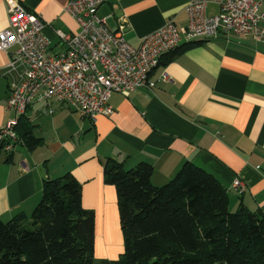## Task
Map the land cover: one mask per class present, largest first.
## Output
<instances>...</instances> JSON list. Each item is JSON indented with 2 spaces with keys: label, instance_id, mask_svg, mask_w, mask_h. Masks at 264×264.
Masks as SVG:
<instances>
[{
  "label": "crops",
  "instance_id": "obj_1",
  "mask_svg": "<svg viewBox=\"0 0 264 264\" xmlns=\"http://www.w3.org/2000/svg\"><path fill=\"white\" fill-rule=\"evenodd\" d=\"M68 1L0 0V32L9 26V10L20 3L40 16L51 42L48 53L59 55L66 45L56 30L74 34L79 29L65 12ZM190 1L109 0L98 16L139 47L170 20L186 26ZM219 11L216 4L207 8L209 16ZM10 53L0 51V128L14 117L7 100L20 75L9 69ZM164 72L169 81L161 78ZM150 78L156 82L152 90L141 88L129 97L113 94L111 117L92 121L57 102L29 107L22 122L40 143L31 149L22 139L13 152H0V218L29 219L41 201L44 181L70 173L82 187L83 207L95 214L96 240L109 241L104 228H117L119 238L117 191L105 177L109 159L125 169L151 164L155 186L166 185L191 162L225 187L231 211L244 206L264 212V42L252 35L220 34L182 44ZM236 178L245 183L243 194L232 186Z\"/></svg>",
  "mask_w": 264,
  "mask_h": 264
},
{
  "label": "trees",
  "instance_id": "obj_2",
  "mask_svg": "<svg viewBox=\"0 0 264 264\" xmlns=\"http://www.w3.org/2000/svg\"><path fill=\"white\" fill-rule=\"evenodd\" d=\"M23 117L18 135L34 149L40 140ZM153 172L147 162L130 169L113 159L106 164L124 240L117 260L97 263L95 214L67 173L44 181L29 219L0 218V264H264L262 210L232 213L225 187L191 162L164 186L152 183Z\"/></svg>",
  "mask_w": 264,
  "mask_h": 264
},
{
  "label": "built area",
  "instance_id": "obj_3",
  "mask_svg": "<svg viewBox=\"0 0 264 264\" xmlns=\"http://www.w3.org/2000/svg\"><path fill=\"white\" fill-rule=\"evenodd\" d=\"M108 1L67 2L65 12L76 20L79 29L74 34L56 30L66 45V51L59 55L48 53L51 42L43 32L40 16L20 3L9 10V26L0 32V51L10 53L16 47L10 53L13 61L9 69L20 75L9 91L7 108L14 117L0 128L1 151L11 153L24 143L17 128L28 108L37 102L68 105L92 121L99 116L111 117L112 95L129 97L141 88L152 90L156 87L150 78L153 70L182 44L220 34L252 35L257 42H264V0H191L186 7V26L178 27L170 20L146 35L139 47L98 16L100 7ZM210 4L219 6L218 14H207ZM161 78L170 80L167 72ZM232 186L239 194L245 192L240 178Z\"/></svg>",
  "mask_w": 264,
  "mask_h": 264
},
{
  "label": "rangeland",
  "instance_id": "obj_4",
  "mask_svg": "<svg viewBox=\"0 0 264 264\" xmlns=\"http://www.w3.org/2000/svg\"><path fill=\"white\" fill-rule=\"evenodd\" d=\"M6 153L7 152H3V155H7ZM231 212L235 213L233 211ZM109 229L110 228H104L102 230V233H104V236H106L109 241L105 240V242L102 243L97 240L95 241V258L97 263H101L103 260H117L123 251L124 240L121 229L119 238L117 237V228Z\"/></svg>",
  "mask_w": 264,
  "mask_h": 264
}]
</instances>
